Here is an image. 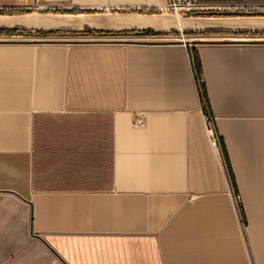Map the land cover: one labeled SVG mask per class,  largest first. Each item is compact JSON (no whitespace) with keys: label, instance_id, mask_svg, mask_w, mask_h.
<instances>
[{"label":"crops","instance_id":"0c3cea01","mask_svg":"<svg viewBox=\"0 0 264 264\" xmlns=\"http://www.w3.org/2000/svg\"><path fill=\"white\" fill-rule=\"evenodd\" d=\"M170 3L0 0V264H264V21Z\"/></svg>","mask_w":264,"mask_h":264},{"label":"built area","instance_id":"2783aa9c","mask_svg":"<svg viewBox=\"0 0 264 264\" xmlns=\"http://www.w3.org/2000/svg\"><path fill=\"white\" fill-rule=\"evenodd\" d=\"M169 10L176 13L177 15H190L194 12H254V11H264V6H253L247 4L240 5H210L205 3H200L197 0H171L169 5ZM182 41L188 43L185 40V35H182ZM144 119L138 116L134 124L137 127H142L144 125ZM206 125L208 131L211 135L212 143L217 146L219 144V139L215 134L214 128V116L211 112L206 114Z\"/></svg>","mask_w":264,"mask_h":264},{"label":"rangeland","instance_id":"374dc122","mask_svg":"<svg viewBox=\"0 0 264 264\" xmlns=\"http://www.w3.org/2000/svg\"><path fill=\"white\" fill-rule=\"evenodd\" d=\"M252 21H264V16H257L250 18ZM255 23V22H253ZM251 31L248 32H234V31H226L227 35H220L221 38L217 41L220 42H234V43H243V42H262L264 43V27L256 26L252 27ZM188 36V35H187ZM185 40L189 44H193V41H207L205 37H199V36H191L186 37Z\"/></svg>","mask_w":264,"mask_h":264},{"label":"trees","instance_id":"16d2710c","mask_svg":"<svg viewBox=\"0 0 264 264\" xmlns=\"http://www.w3.org/2000/svg\"><path fill=\"white\" fill-rule=\"evenodd\" d=\"M193 59H194V65H195V69H196V78H197L198 85H199V88L201 91V95H202V98L204 100V103L206 105H208L209 99H208L206 84H205V81L203 78L202 64H201V61H200L197 53H194Z\"/></svg>","mask_w":264,"mask_h":264},{"label":"water","instance_id":"95a60500","mask_svg":"<svg viewBox=\"0 0 264 264\" xmlns=\"http://www.w3.org/2000/svg\"><path fill=\"white\" fill-rule=\"evenodd\" d=\"M214 15L219 16H250V17H257V16H264V11H254V12H213ZM207 41H193V44H201L206 43ZM243 43H252V42H243Z\"/></svg>","mask_w":264,"mask_h":264}]
</instances>
